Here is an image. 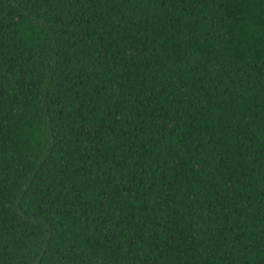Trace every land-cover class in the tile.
<instances>
[{
  "label": "trees",
  "instance_id": "trees-1",
  "mask_svg": "<svg viewBox=\"0 0 264 264\" xmlns=\"http://www.w3.org/2000/svg\"><path fill=\"white\" fill-rule=\"evenodd\" d=\"M0 264H264V0H0Z\"/></svg>",
  "mask_w": 264,
  "mask_h": 264
}]
</instances>
